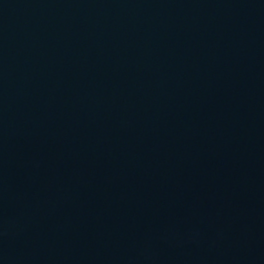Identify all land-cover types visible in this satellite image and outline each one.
Instances as JSON below:
<instances>
[{"label":"water","instance_id":"1","mask_svg":"<svg viewBox=\"0 0 264 264\" xmlns=\"http://www.w3.org/2000/svg\"><path fill=\"white\" fill-rule=\"evenodd\" d=\"M119 264H264V0H238L193 121Z\"/></svg>","mask_w":264,"mask_h":264}]
</instances>
